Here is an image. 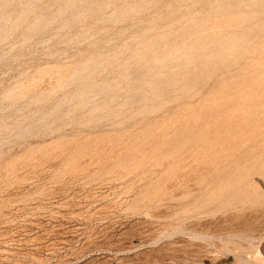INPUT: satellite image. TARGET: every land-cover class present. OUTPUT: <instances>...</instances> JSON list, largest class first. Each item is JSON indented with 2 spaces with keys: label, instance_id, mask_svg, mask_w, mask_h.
Returning <instances> with one entry per match:
<instances>
[{
  "label": "rangeland",
  "instance_id": "374dc122",
  "mask_svg": "<svg viewBox=\"0 0 264 264\" xmlns=\"http://www.w3.org/2000/svg\"><path fill=\"white\" fill-rule=\"evenodd\" d=\"M0 264H264V0H0Z\"/></svg>",
  "mask_w": 264,
  "mask_h": 264
}]
</instances>
